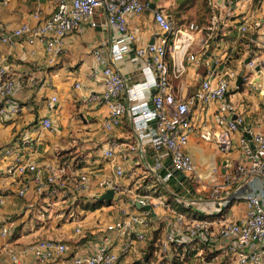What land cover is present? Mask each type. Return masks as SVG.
Instances as JSON below:
<instances>
[{
  "label": "built area",
  "instance_id": "obj_1",
  "mask_svg": "<svg viewBox=\"0 0 264 264\" xmlns=\"http://www.w3.org/2000/svg\"><path fill=\"white\" fill-rule=\"evenodd\" d=\"M6 1L0 0V4H6ZM149 8L148 0H53L50 13L45 16L40 12L34 13L36 23L22 22L9 31H0V44L13 46L19 38H25L28 43H44L47 52L58 55L63 50L67 34L81 25L95 28L102 18L109 28L119 33L111 46V58H117L129 50L127 40L135 39L127 29L126 15L138 14ZM153 19L162 32L160 41L132 48L148 70V77L129 84L127 77L108 63L99 70L102 90L81 98L85 103L107 105L108 114L102 122L105 130H111L121 122L122 116H128L136 143L127 146L124 152L120 150V157L126 160L129 154L136 153L142 160L146 154L144 143L147 142L152 163L146 165V175L142 180L137 178L132 182L129 179L131 174H127L115 160L116 151L112 145L103 148L100 155L112 162V174L99 177L93 186L90 185V169L69 175L67 163L49 168L44 176L39 175L31 157L34 144L29 137L22 139L19 145L11 143L0 147V163L4 165L2 172L21 179L15 191L16 197L25 198L32 194L26 207L0 217V237L5 239L0 246V264H117L125 254L139 255L144 246L140 251L136 246L140 242L145 245L146 229L152 220L150 210L141 208L146 204L151 205L154 219L164 223L163 237L159 243H153L157 245L158 256L162 255L157 264H163V259L172 261L174 244H207L210 249L223 250L232 264H264V132L244 126L243 117L236 109L218 113L212 138L223 154L237 149L238 159L225 162L221 182L214 185L206 197L216 204L220 212L231 203V197L241 199L245 206L243 215L234 220L198 218L186 216L178 208L189 207V185L199 181L191 156L185 149L188 136L194 130L193 110H206L211 103L240 90L248 76L245 67L251 70L255 65L261 67L264 58L258 59L252 50H247L246 58L249 60L241 62L244 69L233 68L226 63L229 52L226 57L216 52L210 57L202 53L197 58L195 54L188 53L196 32L200 30L197 23L191 21L178 25L158 9H154ZM214 25L212 23L208 27V40L215 36ZM262 28L264 14L263 19L252 24L244 18L238 32L251 42L250 30ZM94 54L99 57L98 50ZM186 54L191 61L202 59L205 69L196 92L181 98L172 91L166 56L176 60L179 55ZM172 71L178 74L181 65H174ZM238 75L242 76L240 85H237ZM14 84L0 61V121L11 119L20 112L19 105L12 100ZM75 85L79 86V83ZM251 85L254 86L253 83ZM151 89L150 100H142L144 92ZM260 89L264 90V82ZM124 94L127 103L122 98ZM55 101L56 96H51L48 106L51 107ZM38 123L45 130L54 128L47 116L41 117ZM235 133H238L236 144ZM147 177L155 178L162 186L168 185V180L172 179L174 184L181 186L183 193H159L147 189L143 180ZM236 178H242L246 187L242 190L232 186V193H225L224 189L229 188ZM121 179L129 180L121 182ZM109 189L113 190L111 199H100ZM172 194L177 203L169 199ZM9 196L8 187L0 188V206L8 201ZM111 208H115L116 213L110 220L104 221L99 217L95 223L85 227L91 212ZM50 217L72 222V234L68 237L41 236L38 229L44 228ZM71 237L76 238V244L68 241Z\"/></svg>",
  "mask_w": 264,
  "mask_h": 264
},
{
  "label": "crops",
  "instance_id": "obj_2",
  "mask_svg": "<svg viewBox=\"0 0 264 264\" xmlns=\"http://www.w3.org/2000/svg\"><path fill=\"white\" fill-rule=\"evenodd\" d=\"M148 1L149 9L126 15L127 29L135 35V39L127 40L129 50L121 57L111 58V46L119 33L109 28L102 18L95 28L81 25L67 34L63 50L58 55L47 52L44 43H28L25 38H19L13 46L0 44V61L15 83L12 100L20 107L16 116L0 121V147L11 143L19 145L22 139L29 137L34 144L31 157L39 175L44 176L49 168L67 163L66 171L69 175L90 169V185L93 186L99 177L112 174V162L100 156L103 148L112 145L115 146V160L124 167L127 174H131L129 179L132 182L137 178L142 180L146 175V165L152 163L149 144L144 143L146 154L142 160L136 153H131L128 159L122 160L120 150L124 152L127 146L136 143L128 116H122L118 125L105 130L102 122L108 114L107 105L85 103L81 98L90 92L102 90V82L98 80L99 70L108 63L125 75L129 84L141 82L148 77V70L134 55L132 48L160 41L162 32L154 22V9L164 12L176 24L184 25L191 21L204 23L198 25L200 30L196 32L188 49V53L195 54L197 58L202 53L203 56L210 57L216 52L226 57L229 52L226 63L237 69H244L241 62L246 60L249 49L255 53L256 58H264V29L250 30L251 42L238 32V26L244 18L251 24L263 19L264 0ZM52 8L53 0H7L6 4H0V31H9L22 22L34 24L37 21L34 13L40 12L41 16H45ZM212 23L215 24V36L208 40V27ZM95 50H98L99 57L94 54ZM172 62L173 67L181 65L178 74L172 71L170 75L175 96L186 98L193 95L205 69L203 60L191 61L186 54L179 55ZM257 66H254V70L245 67L248 76L240 90L230 92L223 100L211 103L206 110L194 109L192 112L194 130L188 136L185 149L191 156L199 181L188 197L190 212L183 210L186 216L199 218L201 215H209L210 218L234 220L244 213L245 206L241 199L231 197V203L220 212L216 204L206 196L214 185L221 182L225 162L238 159L237 149L223 154L214 145L212 136L216 130L215 119L218 113L236 109L243 117L244 126L264 132V90L260 89L264 82V65L259 70H256ZM76 82L79 86L75 85ZM152 93L153 89L145 91L141 99L149 101ZM51 96H56V101L49 107ZM122 98L124 102H128L126 94ZM43 116L50 118L53 130H45L39 126L38 121ZM234 136L236 144L238 133ZM78 156L79 159H76ZM3 166L0 163V188L8 187L10 196L0 206V217L23 209L32 199L31 193L25 198L16 197L15 191L20 186L21 179L3 173ZM215 168L217 171H214ZM129 179H121V182ZM143 180L147 189L159 186L155 178L147 177ZM232 186L242 190L246 187L242 178H236L229 188L224 189L225 193L231 194ZM171 201L177 203L175 197H171ZM89 215L92 218H87L85 227L95 223L99 217L104 221L110 220L114 213L102 210ZM155 220L152 217L150 227L146 229L147 238ZM3 243L5 239L0 237V246ZM128 256L130 255L121 256L117 264H128Z\"/></svg>",
  "mask_w": 264,
  "mask_h": 264
},
{
  "label": "rangeland",
  "instance_id": "obj_3",
  "mask_svg": "<svg viewBox=\"0 0 264 264\" xmlns=\"http://www.w3.org/2000/svg\"><path fill=\"white\" fill-rule=\"evenodd\" d=\"M76 159H79V156ZM196 185L197 184L192 183L190 185L191 190H194ZM153 190L164 193V190L160 185L158 187H154ZM105 210H109L110 214L116 213L115 208ZM87 218L91 219L92 215H89ZM49 219L50 220L47 222V225H45L44 228L38 229V233L41 236L68 237L72 234V222H69L62 218L53 219V217H50ZM164 233V223L159 219L155 220L154 222H152V228L148 233V238L146 239L145 244H148L149 241L151 239H154L155 237L156 238L154 242L159 243ZM75 239L71 237L68 239V241L71 244H76L77 241ZM142 246H144L142 242L138 243L137 250L140 251ZM156 246L152 244L147 251H142L139 255L129 254L130 256H128V258L130 260L127 261L128 264H157L158 260L162 258V255L158 256ZM172 256V261L163 259V264H232L228 259L229 256L226 255L223 250L218 248L210 249V247L208 246L204 247L201 245L190 246L189 244H186L183 246L174 244Z\"/></svg>",
  "mask_w": 264,
  "mask_h": 264
},
{
  "label": "trees",
  "instance_id": "obj_4",
  "mask_svg": "<svg viewBox=\"0 0 264 264\" xmlns=\"http://www.w3.org/2000/svg\"><path fill=\"white\" fill-rule=\"evenodd\" d=\"M188 1H192V0H183V2H188ZM180 22V21H179ZM199 26L200 25H203L204 23H198V22H196ZM178 25H181V24H178ZM166 63H167V67H168V74H169V82L171 83V79H170V75H171V73H172V70H173V62H172V58L169 56V55H167L166 56ZM168 185H164V186H162L161 184H159L162 188H163V190H164V192L165 193H167V191H172V192H175L176 194H181V193H183V191H182V188H181V186H178V184H174V182H173V180L172 179H169L168 180ZM189 187L191 188V186L189 185ZM190 195H192V193H191V191H190V193H188V196H190ZM171 197H174V195L172 194V195H170V198L169 199H171ZM179 209H181V210H186V211H189L190 212V210L191 209H189L188 207H178ZM93 209V208H92ZM191 214H193V212L191 213ZM209 218L210 216L209 215H201V216H199V218ZM156 231V230H155ZM156 238V237H155ZM155 238L154 239H151L150 241H149V243L147 244H145L144 245V250H142V251H147L148 249H149V247L153 244V242L155 241ZM201 246H204V247H210V245H207V244H200ZM211 247H212V245H211ZM213 249L215 248V247H212ZM142 249V248H141Z\"/></svg>",
  "mask_w": 264,
  "mask_h": 264
},
{
  "label": "water",
  "instance_id": "obj_5",
  "mask_svg": "<svg viewBox=\"0 0 264 264\" xmlns=\"http://www.w3.org/2000/svg\"><path fill=\"white\" fill-rule=\"evenodd\" d=\"M248 60H249V58H246L245 63H247ZM259 69H260V67L257 66V67H256V70H259ZM241 82H242V76H241V75H238V77H237V85H240ZM175 173L178 174L179 172H178V171H175ZM112 196H113V190L109 189V190H107L106 192H104V193L100 196V199H105V200L109 201V200L111 199ZM136 206L138 207L139 204L136 203ZM141 208H142V209H145V210H150V214H151V216H152V217L155 216V213H154V211L152 210L150 204L143 205V206H141Z\"/></svg>",
  "mask_w": 264,
  "mask_h": 264
}]
</instances>
